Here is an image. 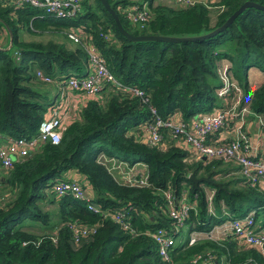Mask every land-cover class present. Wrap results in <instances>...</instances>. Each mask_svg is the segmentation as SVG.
<instances>
[{"label":"trees","instance_id":"trees-1","mask_svg":"<svg viewBox=\"0 0 264 264\" xmlns=\"http://www.w3.org/2000/svg\"><path fill=\"white\" fill-rule=\"evenodd\" d=\"M107 1L128 33L163 36L204 34L244 1L264 6V0H199L188 5L142 0L148 16L138 28L125 18L123 10L140 3ZM7 29L11 46L4 49ZM63 30L80 32L81 42L97 49L113 77L142 90L149 101L142 103L105 84L98 95L88 96L77 109L58 143L41 142L3 169L0 264H181L197 254H208L215 261L223 256L232 264H264V255L232 234L221 238L205 234L187 243L191 232L208 233L230 217L249 211L257 222L264 214V187L250 184L234 164L201 157L187 161L189 152L167 131L155 146L149 145L140 131V125L152 119L147 105L164 120L178 114L184 123L196 114L227 107L230 94H217L221 87L218 68L224 64L250 111L264 119V79L252 91L247 81L250 68L264 78V11L246 7L224 30L203 40L131 42L117 31L99 0H79V11L71 18H55L15 0H0L1 135L29 138L37 134L52 102L46 99V91L37 88L39 82L48 84L38 80L36 70L55 80L87 74V57L80 45L70 49L52 40L22 37L23 33ZM101 154L130 166L141 163L144 170L137 172L133 183L120 180L99 160ZM191 171L196 177L208 174L211 182L194 185L187 177ZM67 173L74 178H67ZM142 175L144 183H138ZM56 181L81 184L89 201L102 212L125 211L134 233L90 212L84 200L56 198L51 192ZM164 190L177 200L185 191L189 205L186 219L173 234L168 263L158 256L155 241L146 233L158 228L173 231L161 195ZM74 222L93 226L77 243L72 241L70 229ZM260 226L264 227V219Z\"/></svg>","mask_w":264,"mask_h":264},{"label":"built area","instance_id":"built-area-1","mask_svg":"<svg viewBox=\"0 0 264 264\" xmlns=\"http://www.w3.org/2000/svg\"><path fill=\"white\" fill-rule=\"evenodd\" d=\"M171 1L177 5H188L199 0ZM15 2L18 5L27 4L38 8L44 14L55 18H71L79 11V0H15ZM123 14L132 25L138 26V28L143 27L148 16L145 4L141 3L129 5L123 10ZM65 34L71 42L80 45L84 50L89 68L87 74L80 78L75 76L63 78L61 76L62 79L55 80V78L45 76L42 72L36 70L35 75L39 81L44 83L62 81L63 89L69 92L81 93L85 96L98 95L105 84H109L117 87L131 97L139 98L142 103L148 104V97L144 95L142 90L135 86L123 85L113 77L106 69L104 59L97 49L89 43H82L77 30L67 31ZM226 68L225 64L220 69L218 68L221 87L217 94L218 96L230 94L227 107L219 108L206 114H196L188 123H184L180 120L175 121L173 116L164 120L158 117L152 106L147 105L152 119L147 124L142 123L140 130L143 129L147 134L146 142L151 146L158 145L162 140V134L167 131L171 134V137L179 138L184 147L194 149L198 157L204 156L205 159H219L225 163L234 164L239 167V173L250 184L259 183L264 187V161L260 158L250 157L247 151L248 136L245 118L252 112L249 109L248 102L244 101V93L228 74ZM67 102V98L60 94L59 99L46 108L35 136L12 138L0 134V166L3 169H7L14 159L25 157L41 142L58 143L62 131L68 124ZM228 122H232V137L220 140H217L216 137H213V139L209 138L226 126ZM132 169H126L124 172L126 176H122L121 174V179H125L124 181L130 183L136 181L133 178L137 172L135 170L134 175ZM138 183H144L143 175ZM51 192L56 198L71 196L76 200H84L85 206L90 212L98 213L103 218H110L113 222L119 224L122 229L134 233L129 225L125 211H116L114 213L102 212L98 205L89 201L86 191L82 188L81 184L75 181H56L51 185ZM161 195L164 199L166 215L173 222V231L158 228L154 231H146V233L155 241L158 256L168 263L170 261L169 250L174 242L173 234L178 231V228L182 226L186 219L189 205L186 201L185 191L182 192L178 200L168 190H164ZM208 199H210V195ZM252 215L253 212L249 211L241 217H230L227 220V230L237 240L252 245L261 255H264V231L254 225ZM70 229L72 231V241L77 243L82 237L87 236L93 231V226L74 222L70 225ZM199 233L201 232H191L187 243H193L199 236ZM202 233V235L207 234ZM212 261V257L208 254H197L181 264H213ZM225 264L232 263L225 262Z\"/></svg>","mask_w":264,"mask_h":264},{"label":"crops","instance_id":"crops-1","mask_svg":"<svg viewBox=\"0 0 264 264\" xmlns=\"http://www.w3.org/2000/svg\"><path fill=\"white\" fill-rule=\"evenodd\" d=\"M131 2H138V3H143L142 0H129ZM168 1L169 3L172 2L171 0H154V2H161L165 3ZM168 4V3H165ZM171 5V4H168ZM65 30L63 31H46L41 34H36V35H29L26 33L22 34V37L25 40H37V41H47V40H52L61 44H64L67 48H74L76 43H72L64 34ZM78 36L82 40L81 33L78 32ZM8 46V44H7ZM6 46V47H7ZM5 47V48H6ZM263 75L260 71L250 68L247 71V81H248V89L249 91H252L254 88H256L262 81H263ZM48 91L51 92V98L50 102H54L57 99H59L60 94L65 96L68 100L67 102V107H68V117H67V122L75 118L76 111L79 107L84 105L86 100L88 99V96H85L84 94L77 93V92H69L65 89L62 88L63 82H51L49 85ZM174 120L177 121L179 120L178 114H175ZM245 127H246V133L248 136V155L250 157L254 158H260L264 161V119L259 116L255 115L253 113L249 114L245 118ZM232 128V122H228L226 126H224L222 129H220L218 132L213 135V137H216L217 140L224 139V138H230L233 136L231 132ZM142 138L146 140L147 136L145 134L142 135ZM169 138V137H168ZM186 150L189 152L190 156L188 157L187 161H193L195 158H197V154L194 151V149L190 147H185ZM193 159V160H192ZM15 161V159H14ZM137 165L138 168H135ZM110 168H112L113 172L117 169L120 171V174H123L127 168H134V170L138 172H143L144 166L141 163H135L130 165L123 164L120 161H116L114 158H111L110 164L107 165ZM122 168V169H121ZM3 168L0 166V176L3 173ZM236 174H238L235 171ZM117 175V173H115ZM67 178L73 179L74 176L72 173H67L66 174ZM119 178V176H117ZM121 177V176H120ZM262 220L258 219L257 222H254V225L259 228L260 230L264 231V227L260 226ZM202 232L199 233V236H202ZM209 236L214 237V238H221V236H226L229 234L227 230V220H225L222 224L214 226L211 231L207 233ZM213 264H225V259L223 256H220L218 261L213 260Z\"/></svg>","mask_w":264,"mask_h":264},{"label":"water","instance_id":"water-1","mask_svg":"<svg viewBox=\"0 0 264 264\" xmlns=\"http://www.w3.org/2000/svg\"><path fill=\"white\" fill-rule=\"evenodd\" d=\"M102 7L108 12V14L113 19L114 25L117 29V31L128 41L131 42H137V41H160V42H183V41H196V40H203L208 37H212L213 35L217 34L218 32L224 30L231 22L232 20L239 14L243 9L246 7H253L256 9H260L264 11V6H261L257 3H254L252 1H244L242 4H240L219 26L213 28L212 30L195 36H163V35H155V34H144V35H132L124 30L122 27L116 13L114 10L110 7L107 0H99ZM7 35H8V46L4 49H8L11 46V32L9 29H7ZM201 159H205L204 156L201 157ZM188 179L194 184L197 185L201 182H211L209 175L205 176H199L196 177L194 171H191L188 174ZM69 264V263H68ZM78 264V263H76Z\"/></svg>","mask_w":264,"mask_h":264},{"label":"rangeland","instance_id":"rangeland-1","mask_svg":"<svg viewBox=\"0 0 264 264\" xmlns=\"http://www.w3.org/2000/svg\"><path fill=\"white\" fill-rule=\"evenodd\" d=\"M165 3H168V4H171V2L169 3L168 1H166ZM175 5V4H174ZM176 6V5H175ZM210 11H212V12H210V14H213V9H211ZM65 33H66V31H65ZM64 33V34H65ZM66 35V34H65ZM67 37V36H66ZM73 43V42H72ZM36 82V81H35ZM46 84H50V83H46ZM37 88L39 89V91L40 92H45L46 91V93L44 94L45 95V97H46V99L47 100H50V98H51V90L50 91H48V89H49V86H47V85H44L43 83H40L39 82V85L37 86ZM104 93H106V92H104ZM141 131V134L143 135V134H145L146 136H147V134L144 132V130L143 129H141L140 130ZM99 160L102 162V163H104L105 165H109L110 164V161H111V158H108L107 156H105V155H103V154H101L100 156H99ZM116 161H119V160H117V159H115ZM121 162V161H120ZM110 168V167H109ZM135 168H138L137 167V165H136V167ZM111 170H112V168H110ZM122 169V168H121ZM134 169V168H133ZM132 169V173L134 174V172H135V170H133ZM120 171H118L117 169L114 171V176L116 177V178H118L117 176H121V174L119 173ZM136 172H138V171H136ZM115 173H117V175L115 174ZM135 175V174H134ZM122 176H126L125 175V173H123L122 174ZM120 180H125V179H121V177L119 178ZM260 214V213H259ZM258 219H260V220H262L263 221V219H264V214H261V215H259V217H258ZM261 221V222H262Z\"/></svg>","mask_w":264,"mask_h":264}]
</instances>
